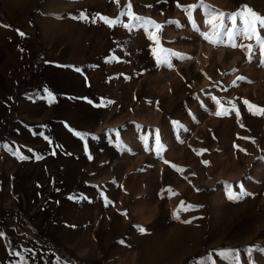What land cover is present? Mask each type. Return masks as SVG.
Segmentation results:
<instances>
[{
	"label": "rangeland",
	"instance_id": "374dc122",
	"mask_svg": "<svg viewBox=\"0 0 264 264\" xmlns=\"http://www.w3.org/2000/svg\"><path fill=\"white\" fill-rule=\"evenodd\" d=\"M203 2L0 0V264H264V56L203 37L264 0Z\"/></svg>",
	"mask_w": 264,
	"mask_h": 264
},
{
	"label": "snow or ice",
	"instance_id": "6c2138e0",
	"mask_svg": "<svg viewBox=\"0 0 264 264\" xmlns=\"http://www.w3.org/2000/svg\"><path fill=\"white\" fill-rule=\"evenodd\" d=\"M118 3L119 0H116ZM128 7L130 8L131 5L129 4ZM202 8L205 7L203 0H200L199 5L192 4L185 7V11L188 12L189 16H191L192 11L196 8ZM209 8L211 6H208ZM124 15H131L134 20H141L143 18L136 16L134 13H124ZM227 18L231 21V26L224 23V19ZM104 21L109 24V26H114L115 24L120 23L118 20H111L109 18H104ZM148 24L152 25L156 30H159L161 28V25L156 24L154 21H148ZM209 25L211 26V34L208 32L203 33V37L205 40H207L209 43L212 44H218L222 43L225 40L229 43L232 47H246L248 52V58L252 59L254 53L253 45L249 44L247 46L244 45H238L235 43V41L238 38L248 39L252 40L255 38L256 45L258 47L259 54L261 56H264V36L259 35V30L264 29V16L256 13L253 9L248 7L247 5H244L241 7L240 10L234 13H228L225 14L223 12H216L214 9H211L209 13ZM241 25L243 26L241 28ZM124 27H131L129 25H123ZM239 29V31H238ZM23 35V33H21ZM154 38V37H153ZM155 39V38H154ZM160 51L166 52L164 49H160ZM173 55H175L173 53ZM166 62V61H163ZM79 71V69H77ZM240 79H243L241 77ZM219 103V101H217ZM246 105L249 106V109L255 108V111L253 114H259L264 115V108H259L257 106L251 105L248 101H244ZM222 107V106H221ZM229 112V109H223V111H218L215 114L216 115H227ZM78 136H81L83 138L82 134L77 132ZM156 143L159 144V135L156 136ZM22 159L26 157H21ZM240 197L238 195H233L232 192H229V199H239ZM139 231L143 232L144 229L138 228Z\"/></svg>",
	"mask_w": 264,
	"mask_h": 264
}]
</instances>
